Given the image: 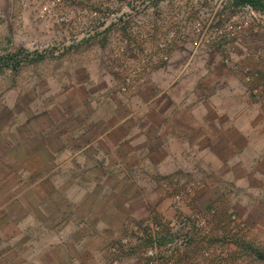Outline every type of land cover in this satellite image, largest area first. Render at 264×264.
Listing matches in <instances>:
<instances>
[{"label": "crops", "instance_id": "0c3cea01", "mask_svg": "<svg viewBox=\"0 0 264 264\" xmlns=\"http://www.w3.org/2000/svg\"><path fill=\"white\" fill-rule=\"evenodd\" d=\"M169 55L135 93L105 55L0 87V264H111L124 225L174 215L168 178L202 186L197 209L236 213L246 264H264V109L214 54L186 69Z\"/></svg>", "mask_w": 264, "mask_h": 264}, {"label": "built area", "instance_id": "2783aa9c", "mask_svg": "<svg viewBox=\"0 0 264 264\" xmlns=\"http://www.w3.org/2000/svg\"><path fill=\"white\" fill-rule=\"evenodd\" d=\"M227 5L229 10H225ZM59 11L72 19H90L83 23L85 35H98L106 62L121 81L122 94L137 92L144 74L159 62L168 64L170 49L178 47L187 56L184 69L202 53L214 54L240 76L249 95L264 109V71L240 63L237 54L247 51L245 38L264 32V11L251 4L236 6L234 0H127L125 4L123 0H49L42 5L43 14ZM82 44L80 39L51 44L38 49L37 55L53 50L60 56ZM252 56L264 63L261 50ZM180 182L178 178L162 181L174 215L159 218L151 213L124 225L109 246L111 264H246V254L238 250L245 223L231 211L197 209L186 201L202 186ZM184 204L189 211L182 210Z\"/></svg>", "mask_w": 264, "mask_h": 264}, {"label": "rangeland", "instance_id": "374dc122", "mask_svg": "<svg viewBox=\"0 0 264 264\" xmlns=\"http://www.w3.org/2000/svg\"><path fill=\"white\" fill-rule=\"evenodd\" d=\"M123 1L124 4L127 3V0ZM258 1L264 6V0ZM46 3H49V0H0V58L2 61L6 60V64L0 69L1 88L17 85L24 73V67L33 63L38 65H33L32 68L49 70L52 61L68 56L81 59H100V55L106 56V50L99 47L98 35L95 34L91 38L85 35L87 29L83 23L84 21L89 23L90 19H79V22L78 19L69 18L66 12L61 11L55 15L43 14L42 5ZM260 9L263 10L261 7ZM225 10H229V5L225 6ZM79 39L82 45L65 51L60 56L54 55L53 50L37 55L41 47ZM243 42L247 51L244 53L242 50L237 51L239 62H247L264 71L263 60L257 62L252 56L253 52L258 50L264 52V32L247 37ZM246 53L250 54L242 58ZM9 60L11 64H8ZM239 79L244 85L242 79ZM239 251L246 255L248 253L242 242L239 244Z\"/></svg>", "mask_w": 264, "mask_h": 264}, {"label": "trees", "instance_id": "16d2710c", "mask_svg": "<svg viewBox=\"0 0 264 264\" xmlns=\"http://www.w3.org/2000/svg\"><path fill=\"white\" fill-rule=\"evenodd\" d=\"M234 4L236 5V6H239V5H245V4H251V5H253L254 7H257V8H259L260 9V7L264 10V6L263 5H261L260 3H259V1L258 0H234ZM3 59L2 58H0V69H1V67L3 66V65H5L6 64V60L5 61H2ZM2 61V62H1ZM8 64H11V61L9 60L8 61Z\"/></svg>", "mask_w": 264, "mask_h": 264}]
</instances>
